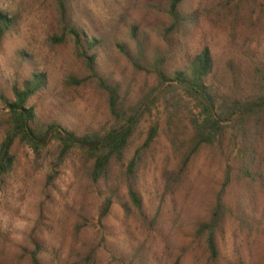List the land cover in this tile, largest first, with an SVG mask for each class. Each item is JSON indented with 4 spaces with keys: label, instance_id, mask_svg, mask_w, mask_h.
<instances>
[{
    "label": "rangeland",
    "instance_id": "obj_1",
    "mask_svg": "<svg viewBox=\"0 0 264 264\" xmlns=\"http://www.w3.org/2000/svg\"><path fill=\"white\" fill-rule=\"evenodd\" d=\"M164 1L78 0L76 5L84 23L110 35L111 42L124 40L130 26L137 24L152 30L154 42L165 49L157 31L169 22L160 8ZM0 11L17 19V27L0 53V148L10 113L4 97H12L21 52L29 55L34 70L49 77L45 98L32 103L43 121L61 115L64 127L81 125L82 131L85 125H112L108 97L96 83L81 87L66 83L84 66L72 38L61 45L52 41L64 31L57 0H0ZM185 11H198L199 16L188 25L183 40L193 54L210 51L221 95L235 92L246 96L258 67L264 66V1L188 0ZM112 55L117 63L109 65L116 78L124 73L128 83L135 77V84L153 88L154 78L134 76L124 59L116 52ZM192 109L189 99L179 95L148 116L133 140L129 158L143 146L151 125L161 123L158 140L146 149L138 168L150 203L146 222L137 214L127 216L119 203L100 221L108 193L103 185L91 182L80 151L62 161L57 141L42 148L40 154L17 142L11 151L15 166L0 180V228L7 234L6 239L0 238V262L30 264L24 248L33 252L38 242L48 248L49 261L57 258V264H121L123 255L134 246L142 249L147 264H209L206 245L194 243L192 230L197 220L210 217L227 171L232 169L226 203L234 209V216L226 215L218 236L220 259L214 264H233L241 255L245 264H264V119L255 120L260 121L261 136L254 135L260 144L262 175L251 180L239 176L242 141H236L238 133L231 124L223 140L203 147L185 169ZM113 173L116 182L123 180L122 168L115 167ZM121 192L125 198V190ZM238 203L253 217L252 229L245 230L236 222ZM153 221L156 223L150 227L148 223Z\"/></svg>",
    "mask_w": 264,
    "mask_h": 264
},
{
    "label": "trees",
    "instance_id": "obj_2",
    "mask_svg": "<svg viewBox=\"0 0 264 264\" xmlns=\"http://www.w3.org/2000/svg\"><path fill=\"white\" fill-rule=\"evenodd\" d=\"M77 1L57 0L64 31L61 36L55 35L52 41L55 45H61L68 38L73 39L84 69L78 74L72 73L66 83L71 87L96 83L108 97L114 123L99 128L85 125L82 131L81 125H75L72 129L64 127L61 115L43 121L32 103L45 98L49 77L46 73L34 70L29 55L21 52L17 64V82L11 89L12 97H4L10 113L0 148V180L15 166L16 158L11 151L17 142L30 146L36 154H40L42 148L57 141L62 161L69 159L73 152L80 151L86 159L84 166L91 182L97 186L103 185L107 191V198L101 207V222L109 217L117 203L127 216L137 214L146 222L150 203L144 196L145 189L138 168L146 149L158 140L161 123L151 125L145 143L129 158L131 146L146 118L152 117L156 109L164 103L169 105L179 95H185L193 105L190 112L192 148L186 156L185 169L190 167L203 147L214 146L223 140L228 124H231L230 128L238 133L236 141L239 138L242 141L238 151L239 176L254 180V176L262 175L260 144L254 141V135L261 136L260 121L255 120L264 119V66L258 67L252 89L246 96H236L235 92L223 96L216 83L215 60L210 51L205 49L193 54L183 40L188 25L195 23L199 16L198 11H185L188 0H165L160 6L169 21L157 30L166 45L165 49L154 42L152 30L137 24L130 26L124 40L111 42L110 35L84 23ZM16 27L15 16L0 11V53L4 51L5 43ZM113 52L133 68L134 76L154 78L153 88L148 90L147 86L135 84V77L128 83L124 73L120 74V79L116 78L115 70L109 65L117 63ZM181 61L183 64L178 66ZM115 167L123 169L122 181L116 182L113 173ZM231 170L227 171L210 217L197 220L192 230L194 243H205L209 264L220 259L218 236L224 229L226 215L234 216V209L226 203L227 191L233 180ZM122 184L125 198L121 195V191H124ZM238 204L236 222L245 230L252 229L254 219L248 208L242 203ZM155 223L148 224L152 227ZM0 238H7L1 228ZM24 250L29 253L30 264H57V258L49 261L46 255L48 248L43 243L36 242L33 252L28 248ZM8 262L1 261L0 264ZM120 263L147 264V258L142 256L141 248L134 246L127 255H123ZM233 264H245V259L241 255Z\"/></svg>",
    "mask_w": 264,
    "mask_h": 264
}]
</instances>
